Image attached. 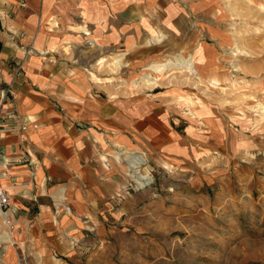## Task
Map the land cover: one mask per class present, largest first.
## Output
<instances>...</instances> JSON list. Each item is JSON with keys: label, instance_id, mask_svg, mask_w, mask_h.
Returning <instances> with one entry per match:
<instances>
[{"label": "crops", "instance_id": "0c3cea01", "mask_svg": "<svg viewBox=\"0 0 264 264\" xmlns=\"http://www.w3.org/2000/svg\"><path fill=\"white\" fill-rule=\"evenodd\" d=\"M263 2L0 0V90L11 83L17 92L3 111L29 121L25 131L2 124L0 152L12 165L1 176L11 206L0 231H12L15 248L1 241L0 258L9 251L6 264H73L124 214L128 179L118 158L127 165L137 152L186 163L223 142L228 128L214 109L221 133L185 114L183 86L138 82L169 68L159 59L197 48L207 62L203 82L213 78L222 49L240 40L239 8ZM17 62L24 72L14 78Z\"/></svg>", "mask_w": 264, "mask_h": 264}, {"label": "rangeland", "instance_id": "374dc122", "mask_svg": "<svg viewBox=\"0 0 264 264\" xmlns=\"http://www.w3.org/2000/svg\"><path fill=\"white\" fill-rule=\"evenodd\" d=\"M239 10L233 29L240 40L222 49L224 63L213 78L203 82L207 62L197 48L198 53H182L194 60L195 72L169 64L156 76L157 84L142 75L146 82H138L147 89L183 86L180 105L189 119L204 129L207 123L208 134L209 126L221 133L214 109L229 134L186 163L146 158L144 185L126 172L129 162L118 158L128 179L121 191L124 214L108 236L86 244L73 264H264V108L259 105L264 104V5ZM211 61L208 57V65ZM202 104L208 113L196 110Z\"/></svg>", "mask_w": 264, "mask_h": 264}, {"label": "built area", "instance_id": "2783aa9c", "mask_svg": "<svg viewBox=\"0 0 264 264\" xmlns=\"http://www.w3.org/2000/svg\"><path fill=\"white\" fill-rule=\"evenodd\" d=\"M32 51H30L31 53ZM39 53L42 55H47L49 52L47 50H39ZM24 69L22 62H17L13 67L12 75L14 78L21 77L23 75ZM17 97V92L12 86L11 83L0 90V139L2 124H7L10 121L16 123V126L21 130L25 131L29 125V121L26 119L20 118V116L15 111H3V106L6 102H9ZM5 127V126H4ZM12 165V160L6 154L0 152V211L4 213L7 219V211L11 206V194L7 187L2 183L1 176L8 170ZM146 180V179H145Z\"/></svg>", "mask_w": 264, "mask_h": 264}, {"label": "bare ground", "instance_id": "6f19581e", "mask_svg": "<svg viewBox=\"0 0 264 264\" xmlns=\"http://www.w3.org/2000/svg\"><path fill=\"white\" fill-rule=\"evenodd\" d=\"M235 54L237 55L236 52H235ZM168 61L169 62L166 61V62H163V63L165 65L173 64L174 66L176 65V66H179L181 68L184 67L187 70H189L190 72H195L196 71V67L194 65L195 62H194V60L191 57L182 55L181 57L176 58L175 61H172V60L171 61L168 60ZM144 77H145L146 81H148L149 83H152V84H157L158 83L157 79H156V77H155V75L153 73L146 72ZM259 105H260L261 108H264V104L263 103L259 102ZM190 114H192V116H196V113L193 112L192 110H191ZM119 160H120V158H119ZM146 160L147 159H146L145 156H142V155L138 154L137 152H132V153H130L128 155V160L127 161L129 162V164H128L129 166H127V171L126 172L130 176H132L141 185H144L145 179L148 180V178H149V176L147 174H144L142 172V166H143V164L145 163ZM2 217L0 215L1 227L7 221L6 218L2 219ZM15 236H16V234H15ZM1 241H7L6 248L10 247L11 245H14L15 241H14V239L12 237V231L9 230V229H3L2 231H0V242ZM1 247H2V245L0 243V248Z\"/></svg>", "mask_w": 264, "mask_h": 264}]
</instances>
